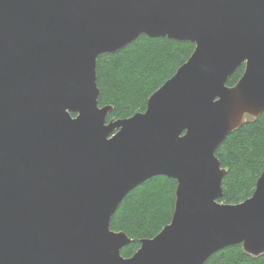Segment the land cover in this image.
I'll return each instance as SVG.
<instances>
[{
	"label": "water",
	"instance_id": "water-1",
	"mask_svg": "<svg viewBox=\"0 0 264 264\" xmlns=\"http://www.w3.org/2000/svg\"><path fill=\"white\" fill-rule=\"evenodd\" d=\"M141 35L194 50L144 112L107 120L97 59ZM263 111L264 0H0V264L263 255L264 161L252 195L229 205L215 156ZM154 176L176 182L171 221L124 258L131 240L111 218Z\"/></svg>",
	"mask_w": 264,
	"mask_h": 264
},
{
	"label": "trees",
	"instance_id": "trees-1",
	"mask_svg": "<svg viewBox=\"0 0 264 264\" xmlns=\"http://www.w3.org/2000/svg\"><path fill=\"white\" fill-rule=\"evenodd\" d=\"M194 50L191 43L167 38L139 36L131 44L96 62L99 107L111 106L107 120H121L144 112L148 98L157 91ZM243 73L238 68L227 86L236 84ZM225 175L220 203L235 205L248 199L254 190L264 161V111L227 136L215 152ZM176 182L154 176L128 193L110 222V230L122 232L131 242L121 250L124 258L139 248V241L152 239L171 221ZM204 264H264V254L252 257L241 245L211 255Z\"/></svg>",
	"mask_w": 264,
	"mask_h": 264
},
{
	"label": "flooded vegetation",
	"instance_id": "flooded-vegetation-1",
	"mask_svg": "<svg viewBox=\"0 0 264 264\" xmlns=\"http://www.w3.org/2000/svg\"><path fill=\"white\" fill-rule=\"evenodd\" d=\"M243 69H244V67H243Z\"/></svg>",
	"mask_w": 264,
	"mask_h": 264
}]
</instances>
